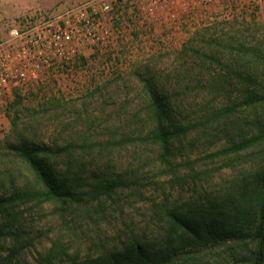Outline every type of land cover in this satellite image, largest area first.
Here are the masks:
<instances>
[{"label":"rangeland","instance_id":"obj_1","mask_svg":"<svg viewBox=\"0 0 264 264\" xmlns=\"http://www.w3.org/2000/svg\"><path fill=\"white\" fill-rule=\"evenodd\" d=\"M33 1L0 0L4 34L34 12ZM115 31L111 42L72 64L42 71L34 82L0 98V152L22 136L39 144L77 138L74 162L93 168L92 178L126 180L114 192L87 193L83 204L68 211L38 201L22 203L27 225L33 226L31 264H51L50 256L57 260L61 251L92 255L134 240L159 246L170 208L236 200L264 170V146L212 155L264 123V14L223 0L199 6L175 24L150 27L124 8ZM149 76L167 91L175 113L193 122L170 164L159 161L154 146L126 138L136 136L147 117L139 109L136 86ZM235 103L240 104L237 114L215 118V106ZM9 157L0 158V166ZM12 160L10 167L17 159ZM246 252L230 243L179 264H246Z\"/></svg>","mask_w":264,"mask_h":264},{"label":"trees","instance_id":"obj_2","mask_svg":"<svg viewBox=\"0 0 264 264\" xmlns=\"http://www.w3.org/2000/svg\"><path fill=\"white\" fill-rule=\"evenodd\" d=\"M136 87L141 91L139 109L147 117L137 135L127 136V141L140 140L154 146L159 161L170 164L176 159V144L190 135L193 122L175 113L167 91L159 86L155 76L147 77L142 87ZM239 105L215 106V118L237 114ZM256 130L232 140L212 155L238 154L264 146V123L259 122ZM78 147L77 138L59 144H39L30 143L22 136L8 150L0 152V158L10 156L0 166V264H31L28 251L34 244L33 226L27 225L22 203L38 201L68 211L83 204L87 193L114 192L126 183L117 175L92 178L89 171L93 168L74 162ZM12 158L17 160L10 167L15 161ZM86 185L92 186V190L87 191ZM239 196L236 200L223 198L219 204L198 202L187 208H170L166 238L159 246L134 240L123 248H107L92 255L61 251L57 260L50 256L49 261L51 264H179L185 263V259L197 261L198 256H206L208 249L236 243L247 251L242 261L264 264V170L245 184ZM62 253L67 255L66 259Z\"/></svg>","mask_w":264,"mask_h":264},{"label":"built area","instance_id":"obj_3","mask_svg":"<svg viewBox=\"0 0 264 264\" xmlns=\"http://www.w3.org/2000/svg\"><path fill=\"white\" fill-rule=\"evenodd\" d=\"M223 0H83L60 11L37 10L0 31V98L26 87L42 71L72 64L88 50L115 39L124 8L147 26L175 24L199 6ZM264 14V0H226ZM117 30V27H116Z\"/></svg>","mask_w":264,"mask_h":264},{"label":"crops","instance_id":"obj_4","mask_svg":"<svg viewBox=\"0 0 264 264\" xmlns=\"http://www.w3.org/2000/svg\"><path fill=\"white\" fill-rule=\"evenodd\" d=\"M81 1L83 0H34L31 7H33L34 12L37 10L55 12ZM1 29L2 28H0V31L4 34V31Z\"/></svg>","mask_w":264,"mask_h":264}]
</instances>
